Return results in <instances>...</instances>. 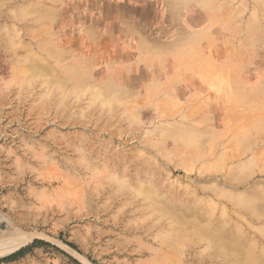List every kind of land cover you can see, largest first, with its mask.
<instances>
[{"label":"rangeland","instance_id":"obj_1","mask_svg":"<svg viewBox=\"0 0 264 264\" xmlns=\"http://www.w3.org/2000/svg\"><path fill=\"white\" fill-rule=\"evenodd\" d=\"M0 216V264H264V0H0Z\"/></svg>","mask_w":264,"mask_h":264},{"label":"bare ground","instance_id":"obj_2","mask_svg":"<svg viewBox=\"0 0 264 264\" xmlns=\"http://www.w3.org/2000/svg\"><path fill=\"white\" fill-rule=\"evenodd\" d=\"M0 217H2V216H0ZM8 233V232H7ZM4 234H6V233H4ZM6 235H8V234H6ZM10 235V234H9ZM5 235H3V236H1L0 238H2V237H4ZM7 237V236H6ZM2 239H4V238H2ZM31 239V238H30ZM30 239H26V238H18L17 240H15V242L14 243H12V245H10V246H7V247H4V248H2V250L0 251V252H11V251H13V250H15V249H17V248H19V247H21V246H24L25 244H27L29 241H30ZM1 240V239H0ZM2 241V240H1ZM4 241V240H3ZM4 243V242H3ZM7 245V244H6Z\"/></svg>","mask_w":264,"mask_h":264},{"label":"trees","instance_id":"obj_3","mask_svg":"<svg viewBox=\"0 0 264 264\" xmlns=\"http://www.w3.org/2000/svg\"><path fill=\"white\" fill-rule=\"evenodd\" d=\"M48 244L47 242L43 241V240H36L34 241L33 245H46ZM29 248L26 249H22L21 251H19L18 253L11 255L10 257H8L7 259H13L15 257H17L18 255H21L23 252H25L26 250H28Z\"/></svg>","mask_w":264,"mask_h":264},{"label":"water","instance_id":"obj_4","mask_svg":"<svg viewBox=\"0 0 264 264\" xmlns=\"http://www.w3.org/2000/svg\"><path fill=\"white\" fill-rule=\"evenodd\" d=\"M19 249H20V248H19ZM19 249H18V250H19ZM16 251H17V250H16ZM14 252H15V251H14ZM14 252H12V253H14Z\"/></svg>","mask_w":264,"mask_h":264}]
</instances>
